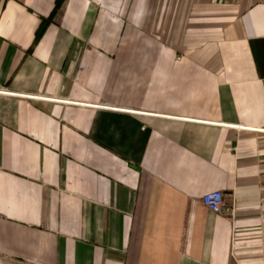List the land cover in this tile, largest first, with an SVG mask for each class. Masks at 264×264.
<instances>
[{
	"label": "crops",
	"instance_id": "1",
	"mask_svg": "<svg viewBox=\"0 0 264 264\" xmlns=\"http://www.w3.org/2000/svg\"><path fill=\"white\" fill-rule=\"evenodd\" d=\"M0 0V258L264 264V0ZM221 190L229 212L203 195Z\"/></svg>",
	"mask_w": 264,
	"mask_h": 264
},
{
	"label": "built area",
	"instance_id": "2",
	"mask_svg": "<svg viewBox=\"0 0 264 264\" xmlns=\"http://www.w3.org/2000/svg\"><path fill=\"white\" fill-rule=\"evenodd\" d=\"M0 94L18 96V97H26L29 99H36V100L59 102V103H70L71 102L69 100L56 99L52 97H46L43 95L16 93L13 91H9L8 89H0ZM202 202L211 211L216 212V213H224V212L230 211V207L228 206L226 202L225 194L221 190L212 191L210 193L203 195Z\"/></svg>",
	"mask_w": 264,
	"mask_h": 264
},
{
	"label": "rangeland",
	"instance_id": "3",
	"mask_svg": "<svg viewBox=\"0 0 264 264\" xmlns=\"http://www.w3.org/2000/svg\"><path fill=\"white\" fill-rule=\"evenodd\" d=\"M0 264H11V263H9V262H7V261H5V260L0 258Z\"/></svg>",
	"mask_w": 264,
	"mask_h": 264
},
{
	"label": "trees",
	"instance_id": "4",
	"mask_svg": "<svg viewBox=\"0 0 264 264\" xmlns=\"http://www.w3.org/2000/svg\"><path fill=\"white\" fill-rule=\"evenodd\" d=\"M60 4V0H57L56 6H58Z\"/></svg>",
	"mask_w": 264,
	"mask_h": 264
}]
</instances>
